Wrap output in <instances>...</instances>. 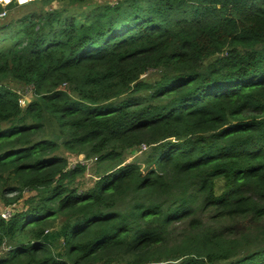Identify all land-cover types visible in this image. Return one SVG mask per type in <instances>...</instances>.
I'll return each mask as SVG.
<instances>
[{
	"label": "trees",
	"instance_id": "1",
	"mask_svg": "<svg viewBox=\"0 0 264 264\" xmlns=\"http://www.w3.org/2000/svg\"><path fill=\"white\" fill-rule=\"evenodd\" d=\"M54 1L0 17V264H264V0Z\"/></svg>",
	"mask_w": 264,
	"mask_h": 264
},
{
	"label": "rangeland",
	"instance_id": "2",
	"mask_svg": "<svg viewBox=\"0 0 264 264\" xmlns=\"http://www.w3.org/2000/svg\"><path fill=\"white\" fill-rule=\"evenodd\" d=\"M120 0H87L83 5L82 9L84 13H87L95 8L102 7L104 5H110V4H116ZM67 0L65 1H54L52 3V8L53 10H61L64 8H67L70 11H73L77 5L72 6V5H67ZM3 19H0V23ZM2 45V43H0ZM149 74H145L142 76V79H147L154 81L156 80L159 76L156 75L157 72L155 71H149ZM15 92L19 95V105L20 106H25L30 100L32 99V94H31V89L29 87H24L19 84H15L14 82L12 85H10ZM116 105V104H114ZM110 108V105L108 106ZM43 137L47 139H52L51 137H56V131L54 130L53 127L49 128V126L46 128V132ZM61 140H59L60 144ZM142 146L139 149L133 148L130 150L125 151L122 154L121 160H124V163H140L142 164L143 158L147 154V146L145 144H142ZM62 152V151H61ZM62 156L67 158V161L69 163V167H74L75 165L81 164L84 166V171L81 172L79 175L75 177L74 180V185L79 187V189H89L93 184H95L96 179L94 178L96 175L95 173L100 172L103 168H100L96 164V158L93 157H86L84 154H72L68 152H63L60 153ZM35 192H29L26 191L23 193L22 198L16 202L14 205H5L4 199H0V214L6 212L13 213V211L21 210L22 208L26 207V202L28 201L29 198H31L33 195H35ZM9 197L11 196V193L8 192L7 194ZM13 196V195H12ZM155 264V263H153ZM161 264V263H160Z\"/></svg>",
	"mask_w": 264,
	"mask_h": 264
},
{
	"label": "built area",
	"instance_id": "3",
	"mask_svg": "<svg viewBox=\"0 0 264 264\" xmlns=\"http://www.w3.org/2000/svg\"><path fill=\"white\" fill-rule=\"evenodd\" d=\"M38 1H41V0H0V17H3L5 15L7 8L12 4H14L18 7H22V6L28 5L32 2H38ZM142 147H144V146H142ZM11 214L12 213H10V212H6V214L2 213V214H0V216L3 219H9Z\"/></svg>",
	"mask_w": 264,
	"mask_h": 264
}]
</instances>
